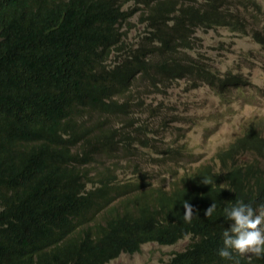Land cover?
<instances>
[{
  "label": "trees",
  "instance_id": "trees-1",
  "mask_svg": "<svg viewBox=\"0 0 264 264\" xmlns=\"http://www.w3.org/2000/svg\"><path fill=\"white\" fill-rule=\"evenodd\" d=\"M235 3L0 0V264H109L185 239L167 264H264V167L237 160L264 159L258 127L219 154L230 168L189 169L169 190L138 148L162 115L135 83L222 82L188 52L201 30L248 29Z\"/></svg>",
  "mask_w": 264,
  "mask_h": 264
},
{
  "label": "rangeland",
  "instance_id": "rangeland-1",
  "mask_svg": "<svg viewBox=\"0 0 264 264\" xmlns=\"http://www.w3.org/2000/svg\"><path fill=\"white\" fill-rule=\"evenodd\" d=\"M197 1L187 0L188 3ZM236 1L242 3L235 4L239 14L246 17L248 29L238 32L226 27L201 30L193 52L188 54L210 60L221 76L233 73L248 84H242L241 88H222L188 78L145 97L146 104L160 107L163 117L162 122L152 121L160 131L153 135L157 138L152 140L156 148L144 149L151 155L146 167L169 181L178 171L195 170L206 163L220 169L222 163L212 161L214 155L240 137L250 123L264 133V0ZM132 23H136V29L132 31L129 43L140 40L146 29L139 15ZM170 147L183 156L174 161L159 158L157 153ZM161 180L156 178L155 183ZM188 243L184 240L174 246L147 244L141 252L123 254L109 264H166Z\"/></svg>",
  "mask_w": 264,
  "mask_h": 264
},
{
  "label": "clouds",
  "instance_id": "clouds-1",
  "mask_svg": "<svg viewBox=\"0 0 264 264\" xmlns=\"http://www.w3.org/2000/svg\"><path fill=\"white\" fill-rule=\"evenodd\" d=\"M213 65V64H212ZM210 70H212V72L215 74V79L216 80H218V79H221L222 80V82H220V81H217L216 83L214 82V84L213 83H209L210 85H212V86H219V85H221V84H218V83H223V85H221L222 86V88H225V87H232V88H238L237 86L235 87V86H231L232 85V83H226L228 80H229V78L231 77V75L233 74V73H228V74H226V75H224V76H221L216 70H215V68H214V65H213V67H211L210 68ZM234 75V74H233ZM188 79V78H187ZM187 79H183V80H187ZM182 80V79H181ZM181 80H176L175 82H179V81H181ZM198 81V80H197ZM175 82H167L166 83V86H161L160 84H158V86H156V87H154V86H152V85H148V83L147 82H144V81H141V77L138 79V81L135 83V87H134V89H136V88H140L142 91H143V98H144V100H145V97L146 96H149L148 94L149 93H153V94H157V93H159V92H162L163 91V88H169V86H171V84L172 83H175ZM200 82V81H199ZM239 88H241V87H239ZM148 105H152V104H148ZM136 117L137 118H141L142 119V122H141V124L142 123H144L143 122V118H142V114H141V112L140 111H138V113L136 114ZM163 118V117H162ZM162 118H161V120H160V122H162ZM251 126H255V127H258V126H256V125H254V124H252V123H250L248 126H247V128H246V130H245V132L240 136V137H238L235 141H233L232 143H230L229 145H227V146H225V147H221L217 152H216V154L214 155V157H213V159H212V161H217V160H220L221 161V163H222V167L220 168V169H217L216 168V166L213 164V165H211V164H202L201 166H208V167H211V169L212 170H214L215 172H222V171H224V170H227L228 168H230L231 167V163L230 162H227L226 163V165H224V162H223V160H221L220 158H219V154L220 153H222L223 151H225V150H228V148H230V147H232V146H236L238 143H239V141L241 140V139H243L244 137H245V134H246V131H247V129L249 130L250 129V127ZM153 127V129H157L158 127L157 126H155V125H153L152 126ZM259 128V127H258ZM260 129V128H259ZM260 131H261V129H260ZM155 133H158V132H153V131H151L150 129H148L147 128V130L145 131V134H144V137L145 138H147L148 140H149V142H148V144H151V147H149V148H156V145H155V143H152V140L153 139H156L157 140V138L156 137H153V135L155 134ZM261 133L264 135V133L261 131ZM138 148H139V150L147 157V161L145 162V164H144V169L146 170V171H148L147 170V167H146V164L148 163V161L150 160V158H151V155L149 154V153H147L144 149H148V148H146V146H143V145H138ZM170 151H175V155H176V159L175 160H177V159H179L180 157H182L183 156V154L181 153V152H179L178 150H175V149H173L172 147H170V148H168V149H161V151H159L157 154H158V156H159V158H162V159H165L164 158V153L165 152H170ZM170 155V154H169ZM247 155H250V158H246V156ZM179 157V158H178ZM169 159H171V161H174V160H172V158L173 157H171V156H169L168 157ZM153 159H155V157H153ZM237 160H238V162L240 163V164H249V163H254V162H256V163H258V164H260V166L261 167H264V159L262 158V157H260V156H258V155H254V156H251V154H246V155H244V156H241V157H238L237 158ZM123 163H124V161H123ZM212 163V162H211ZM200 166V167H201ZM199 167V168H200ZM174 169V168H173ZM189 169H192V168H187V169H184V170H182L181 171V173H180V171H178L177 173H176V175L174 176V178L171 180V181H169V178H167V177H163V176H161V175H159V173L158 172H156L155 171V174L153 173V172H150V171H148L151 175H152V181H154V184H156V186H161V187H166L168 190L171 188V186H172V184L176 181V180H178V179H180V175L181 174H184L185 173V171H187V170H189ZM198 169V168H197ZM193 170V169H192ZM129 172H131L130 174H129ZM123 173L126 175V176H128V177H135L136 175H134V174H132V171L131 170H124L123 171ZM123 173H121V174H123ZM161 178L162 180H161V182H159V183H155V179L156 178ZM260 237H263V235H260ZM185 240H188L189 242H190V239H185ZM181 241H184V240H181ZM180 241V242H181ZM179 243V242H178ZM177 243V244H178ZM149 244H152V243H149ZM155 244H157V243H155ZM189 244V243H188ZM147 245V244H146ZM160 245V244H159ZM176 245V244H175ZM169 246H174V245H169ZM188 246V245H187ZM187 248V247H186ZM185 248V249H186ZM184 249V250H185ZM142 250V249H141ZM183 250V251H184ZM183 251H180V252H183ZM141 252V251H140ZM180 252H177V253H180ZM177 253H175L171 258H170V260L177 254ZM124 254H128V253H124ZM123 255V254H122ZM121 255V256H122ZM132 255V254H131ZM134 255V254H133ZM120 256V257H121ZM119 257V258H120ZM169 260V261H170ZM114 261V260H113ZM168 261V262H169ZM167 262V263H168ZM166 263V264H167Z\"/></svg>",
  "mask_w": 264,
  "mask_h": 264
}]
</instances>
